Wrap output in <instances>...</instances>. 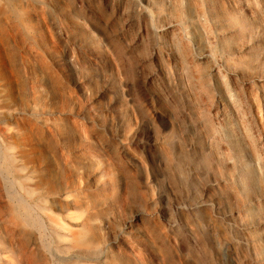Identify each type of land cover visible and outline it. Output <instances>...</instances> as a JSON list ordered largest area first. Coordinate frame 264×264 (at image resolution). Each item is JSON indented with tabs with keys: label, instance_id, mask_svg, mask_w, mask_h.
<instances>
[{
	"label": "rangeland",
	"instance_id": "374dc122",
	"mask_svg": "<svg viewBox=\"0 0 264 264\" xmlns=\"http://www.w3.org/2000/svg\"><path fill=\"white\" fill-rule=\"evenodd\" d=\"M1 1L29 27L6 68L92 126L108 258L264 264V0Z\"/></svg>",
	"mask_w": 264,
	"mask_h": 264
},
{
	"label": "bare ground",
	"instance_id": "6f19581e",
	"mask_svg": "<svg viewBox=\"0 0 264 264\" xmlns=\"http://www.w3.org/2000/svg\"><path fill=\"white\" fill-rule=\"evenodd\" d=\"M18 15L0 0V264H138L128 244L116 242L110 260L102 242L100 224L109 220L103 195L92 193V126L45 118L42 90L33 82L24 88V73L6 68L29 34ZM49 81L60 85L56 73ZM219 105L232 103L225 95ZM138 221L136 213L125 226Z\"/></svg>",
	"mask_w": 264,
	"mask_h": 264
}]
</instances>
